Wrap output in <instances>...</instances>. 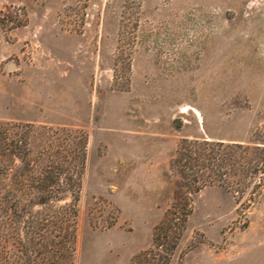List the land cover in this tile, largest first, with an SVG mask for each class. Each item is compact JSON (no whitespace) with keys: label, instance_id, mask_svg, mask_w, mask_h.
Returning a JSON list of instances; mask_svg holds the SVG:
<instances>
[{"label":"rangeland","instance_id":"1","mask_svg":"<svg viewBox=\"0 0 264 264\" xmlns=\"http://www.w3.org/2000/svg\"><path fill=\"white\" fill-rule=\"evenodd\" d=\"M0 120L85 131L74 264L154 262L181 139L264 142V0H0ZM261 176L195 194L167 264H264Z\"/></svg>","mask_w":264,"mask_h":264},{"label":"trees","instance_id":"2","mask_svg":"<svg viewBox=\"0 0 264 264\" xmlns=\"http://www.w3.org/2000/svg\"><path fill=\"white\" fill-rule=\"evenodd\" d=\"M182 138L169 161L179 176L152 231L154 262L167 264L205 186L243 194L264 173V142ZM261 143V144H260ZM87 155L80 128L0 120V264H74L78 201ZM264 176L251 191V202Z\"/></svg>","mask_w":264,"mask_h":264},{"label":"water","instance_id":"3","mask_svg":"<svg viewBox=\"0 0 264 264\" xmlns=\"http://www.w3.org/2000/svg\"><path fill=\"white\" fill-rule=\"evenodd\" d=\"M8 67H9V68H12V65H9Z\"/></svg>","mask_w":264,"mask_h":264}]
</instances>
